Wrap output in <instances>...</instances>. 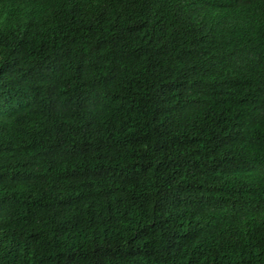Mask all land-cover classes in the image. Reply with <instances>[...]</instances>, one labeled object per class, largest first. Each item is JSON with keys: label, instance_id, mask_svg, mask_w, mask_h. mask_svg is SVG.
Listing matches in <instances>:
<instances>
[{"label": "trees", "instance_id": "obj_1", "mask_svg": "<svg viewBox=\"0 0 264 264\" xmlns=\"http://www.w3.org/2000/svg\"><path fill=\"white\" fill-rule=\"evenodd\" d=\"M0 264H264V0H0Z\"/></svg>", "mask_w": 264, "mask_h": 264}]
</instances>
